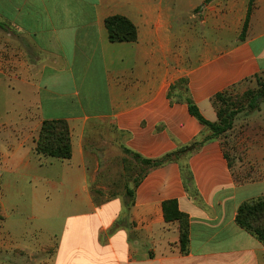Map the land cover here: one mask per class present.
Instances as JSON below:
<instances>
[{"label": "crops", "instance_id": "crops-1", "mask_svg": "<svg viewBox=\"0 0 264 264\" xmlns=\"http://www.w3.org/2000/svg\"><path fill=\"white\" fill-rule=\"evenodd\" d=\"M114 16L135 27L134 42H109L104 22ZM4 49L13 59L10 70L0 66V264H264V247L235 224L240 204L264 197V105L182 157L196 197L170 162L148 169L128 202L97 203L89 184L98 164L90 175L85 147L102 126L121 151L147 160L208 137L168 90L185 80L214 123L216 95L263 78L264 0H0ZM59 120L70 132L65 161L34 151L42 122ZM20 180L72 190L70 206H46L70 213L58 237L21 241L4 231L18 223ZM169 200L188 219L186 253L177 223L163 219Z\"/></svg>", "mask_w": 264, "mask_h": 264}, {"label": "trees", "instance_id": "trees-1", "mask_svg": "<svg viewBox=\"0 0 264 264\" xmlns=\"http://www.w3.org/2000/svg\"><path fill=\"white\" fill-rule=\"evenodd\" d=\"M251 4L252 0H250V5ZM104 25L107 31L108 40L111 43L134 42L136 40L135 27L123 17L114 16L107 18ZM245 30L246 23L243 27V33ZM256 84L259 86V89L256 92L248 93L239 103L230 104L227 99V96L229 95L227 94L216 95L213 99V105L216 107L217 121L214 123L205 120L200 114L198 108L187 97L185 80H180L173 84L168 90L167 97L171 100L178 99L185 102L189 114L203 125L210 135L201 141H196L190 146L182 147L175 152L165 154L156 160L144 159L138 154L122 148V153L124 155H129L142 167L141 174L133 179L132 189L125 188V196L130 200L133 198V188L138 186L148 169L157 168L170 162H178L185 191L190 196L196 197L197 192L193 186V179L190 170L187 165H184L183 162H181L182 157L192 150L198 149L207 140L217 139L223 136L231 129L235 117L244 110H246V112L258 110L260 103L264 101V89L261 87L259 78H256ZM34 151L37 155L43 157L62 161L69 160L71 158L72 149L67 123L62 120L43 121L35 142ZM162 214L166 223H177L180 251L181 253H186L189 242L187 216L179 211L175 200H169L162 203ZM235 224L247 234L255 238L264 247V197L240 204L236 211Z\"/></svg>", "mask_w": 264, "mask_h": 264}, {"label": "rangeland", "instance_id": "rangeland-1", "mask_svg": "<svg viewBox=\"0 0 264 264\" xmlns=\"http://www.w3.org/2000/svg\"><path fill=\"white\" fill-rule=\"evenodd\" d=\"M6 46L8 45L5 44L4 47ZM8 47L11 48L10 45ZM12 55L6 49L0 51V66L4 71L7 68L10 70ZM260 83L264 89V77L260 79ZM258 89L259 86L255 81L253 85L247 84L245 91L232 93L227 96V99L230 104L239 103L248 93L256 92ZM263 105L264 101L260 103L259 108ZM253 113L244 110L235 117L234 123L237 119H246ZM98 130L96 135L92 133L85 140L86 154L93 164L90 175L96 168L95 162L98 164L95 181L89 184L90 194L97 203L110 201L113 198H120L124 203L128 202V197L124 195L125 188L133 187V179L141 174L142 167L129 155L122 153L117 146L119 139L107 126H102ZM51 183L37 180L30 185L26 181H18L20 210L12 214L13 219L18 223L16 227L9 228L7 222V226L3 228L5 232L9 231L21 241H27L28 238L47 241L52 237L51 232L59 236L64 218L70 213L61 212L62 214H58L57 217L53 212L49 215L48 211L45 213L46 206H57L60 203L70 206L76 199L71 189H67L68 192H66L58 184ZM26 263L24 261L23 264Z\"/></svg>", "mask_w": 264, "mask_h": 264}]
</instances>
